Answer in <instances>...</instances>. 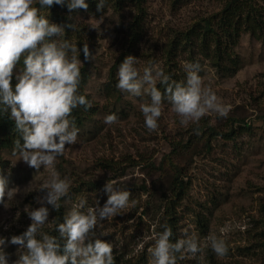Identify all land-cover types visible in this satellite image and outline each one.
<instances>
[{
  "label": "rangeland",
  "instance_id": "rangeland-1",
  "mask_svg": "<svg viewBox=\"0 0 264 264\" xmlns=\"http://www.w3.org/2000/svg\"><path fill=\"white\" fill-rule=\"evenodd\" d=\"M137 4L122 0L121 6H114L111 1L102 13L96 11V6L72 13L80 31L66 29V38L77 42L81 49L88 43L94 54L93 61H84L83 52L80 54L82 67L88 73L84 92L92 107L84 122L77 126V143L66 146L65 154L55 163L60 177L67 178L71 185L68 196L60 204L66 214L81 199L87 200L85 207L95 206L96 201L102 206L107 200L103 187L108 180L116 182L117 187L127 188L132 193L127 213L103 221L97 232L110 233L101 238L113 245L116 264L141 258L144 264H150L147 250L162 230L164 195L171 193L175 176L173 168L160 171L151 162L158 165L164 155L178 146V157H172V161L186 183L184 199L177 207L179 238H184L185 232L194 234L204 247L195 258H186L178 264H264V34L257 38L249 31L242 33L234 48L238 56L234 71L214 67L197 47L191 51L181 42L176 46L171 66L181 81L185 80L181 62L199 61L200 75L206 84L221 102L231 106L226 119L213 113L203 118L200 125L205 128L211 124L224 132L230 130V116L246 118L245 126L238 128L232 138L222 134L213 136L210 148L203 145L204 140L189 148L184 144L179 147L178 143L186 141L194 126H181L165 102L158 131L149 133L138 108L142 98L117 89L116 74L127 55L137 57L140 69L153 61L167 73L170 43L202 17L218 11L221 0H141ZM59 7L69 16L66 5ZM137 14L141 34L130 51L131 24ZM49 20L69 23L68 17H49ZM90 23L97 24V30ZM109 114L117 115L116 124L104 123V117ZM12 149L2 150L6 165L0 171L8 177L9 188L20 190L12 200L5 197L0 202V238L6 241L0 247L7 254L9 264L18 258V246L8 241L30 225L24 209L41 206L37 197L44 192L36 189L49 175L43 168L36 172L17 161ZM44 206L50 210L47 227L54 218L53 208ZM212 234L226 240L227 256L218 258L206 246Z\"/></svg>",
  "mask_w": 264,
  "mask_h": 264
},
{
  "label": "clouds",
  "instance_id": "clouds-1",
  "mask_svg": "<svg viewBox=\"0 0 264 264\" xmlns=\"http://www.w3.org/2000/svg\"><path fill=\"white\" fill-rule=\"evenodd\" d=\"M107 0H97L96 11L104 12ZM39 5V7H37ZM53 5L67 6L69 23L50 22L42 9ZM87 0H0V113L14 122L19 138L14 140L12 155L29 168L39 172L48 171V178L36 190L44 192L37 197L38 208L25 207L31 223L21 235H13L8 243L17 245V259L13 264H116L113 245L102 239L110 233L97 232L103 221L127 213L132 193L117 187L108 180L103 190L107 200L101 206L85 207L81 199L56 224L58 236L44 231L49 222L50 210L58 211L60 201L67 197L70 183L55 170L59 156L65 154L66 146L77 143L79 128L72 119L78 107L88 110L92 102L79 94L81 82L80 59L93 61L94 54L88 43L82 49L77 42L66 38V29L80 31L73 12L87 11ZM92 29L98 28L90 23ZM22 61V67L17 65ZM138 59L127 55L119 64L116 87L122 93L142 98L138 105L149 133L158 131V121L163 115L165 102L185 128L193 127L200 134V122L210 114L226 119L231 106L221 102L209 84L200 75L199 61H182L184 81H176L158 63L150 61L142 69ZM15 79V84L12 81ZM164 86L162 92L157 84ZM146 99H143L145 98ZM118 121L115 114L104 117L106 125ZM21 140L23 142H21ZM20 190L9 188L8 177L0 174V202L12 200ZM7 207V204H5ZM162 231L153 238L148 248L150 264H178L186 258H195L204 251L194 234L173 241V232L165 223ZM63 241V243H62ZM6 241L0 238V246ZM206 246L218 257L227 256L226 240L215 234L208 236ZM0 264H9L7 254L0 247Z\"/></svg>",
  "mask_w": 264,
  "mask_h": 264
},
{
  "label": "trees",
  "instance_id": "trees-1",
  "mask_svg": "<svg viewBox=\"0 0 264 264\" xmlns=\"http://www.w3.org/2000/svg\"><path fill=\"white\" fill-rule=\"evenodd\" d=\"M114 6H121L122 0H107V3L111 2ZM135 3L140 4L141 0H132ZM259 0H221V8L205 17H202L197 23L189 29L180 32L177 39L170 43L167 50V74L172 79L180 82L179 75L173 71L171 66V57H173L176 51V46L180 44L187 45L192 48L197 47L201 53L204 54L210 61V63L217 68L224 71H234L237 68V55L234 54V48L237 46L239 39L243 32L249 31L253 36L261 38L264 34V0L262 4ZM89 7H95L97 0H87ZM137 4V5H138ZM105 5V6H106ZM39 7V5H37ZM59 5H53L51 8L42 9L41 14L48 15L49 17H56L59 19L67 18L68 15L64 14ZM137 14L131 24V36H130V51L136 46L140 38L139 18ZM233 50V51H232ZM18 66L22 67V61ZM88 78V73L85 67H81V82L79 85V94L84 95L88 100L87 94L84 92V84ZM15 79L12 83L15 84ZM158 87L163 92L164 86L158 83ZM88 110L83 107H78L72 112V119H74L75 125L78 126L84 122L87 117ZM264 113V111H262ZM231 122L230 130L219 131L216 130L213 125H208L203 128L200 127V134L197 135L193 132V129L188 133L186 141L180 142V145L184 144L189 148L196 144L198 141L204 140V146L210 148V141L212 137L218 134H222L225 138H232L238 128L244 127L246 124L245 116H230ZM19 138V134L15 132L14 122L8 118L7 114L0 113V171L6 165V161L2 157V150L12 148L15 139ZM21 142H23L21 140ZM177 148H174L172 152L164 155V158L158 165L151 162L152 167L158 168L160 171H165L166 168H173L174 178L171 186V193L164 195L165 204L163 206V218L162 224H167L173 232V241L179 239L178 226L179 216L177 207L179 203L184 199L186 183L183 178L180 177L179 167L172 161L178 157ZM179 150V149H178ZM177 153V154H176ZM176 157V158H175ZM167 163L169 165H167ZM66 215L63 205L58 211L53 209V221L51 225H48L43 230L49 232L51 235L58 236L55 231L56 224L63 222V217ZM162 231V230H161ZM262 245L264 246V232H262ZM63 243V241H62ZM126 264H144V258L135 261H127Z\"/></svg>",
  "mask_w": 264,
  "mask_h": 264
}]
</instances>
